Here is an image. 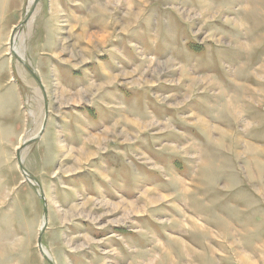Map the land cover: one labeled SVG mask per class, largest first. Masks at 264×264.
Listing matches in <instances>:
<instances>
[{
	"label": "rangeland",
	"instance_id": "obj_1",
	"mask_svg": "<svg viewBox=\"0 0 264 264\" xmlns=\"http://www.w3.org/2000/svg\"><path fill=\"white\" fill-rule=\"evenodd\" d=\"M262 203L264 0H0V264H264Z\"/></svg>",
	"mask_w": 264,
	"mask_h": 264
},
{
	"label": "water",
	"instance_id": "obj_2",
	"mask_svg": "<svg viewBox=\"0 0 264 264\" xmlns=\"http://www.w3.org/2000/svg\"><path fill=\"white\" fill-rule=\"evenodd\" d=\"M20 164V163H19ZM21 166V165H20ZM41 198H42V200L45 202V214L47 215V207H46V204H47V202H46V199H45V196H44V193H42L41 194ZM46 221H47V217H46ZM45 221V223H44V225H43V228L42 229H44L45 227H46V222ZM42 246V236H40V238H39V248Z\"/></svg>",
	"mask_w": 264,
	"mask_h": 264
},
{
	"label": "crops",
	"instance_id": "obj_3",
	"mask_svg": "<svg viewBox=\"0 0 264 264\" xmlns=\"http://www.w3.org/2000/svg\"><path fill=\"white\" fill-rule=\"evenodd\" d=\"M259 205H261V206H258V208H259V215L261 216V219L263 220L264 219V203L259 204ZM251 215L254 216L255 213H252Z\"/></svg>",
	"mask_w": 264,
	"mask_h": 264
},
{
	"label": "bare ground",
	"instance_id": "obj_4",
	"mask_svg": "<svg viewBox=\"0 0 264 264\" xmlns=\"http://www.w3.org/2000/svg\"><path fill=\"white\" fill-rule=\"evenodd\" d=\"M31 1V4L34 2V0H30ZM89 43H91V42H89ZM131 206V205H130Z\"/></svg>",
	"mask_w": 264,
	"mask_h": 264
}]
</instances>
